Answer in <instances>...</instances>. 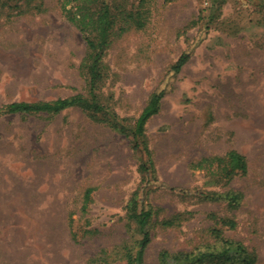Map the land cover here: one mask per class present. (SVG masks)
<instances>
[{
  "label": "rangeland",
  "instance_id": "374dc122",
  "mask_svg": "<svg viewBox=\"0 0 264 264\" xmlns=\"http://www.w3.org/2000/svg\"><path fill=\"white\" fill-rule=\"evenodd\" d=\"M43 1L40 13L35 3L0 7V109L80 94L105 111L0 116V264H129L125 247L142 237L128 219L138 191L154 211L145 264H159L163 251L221 249L214 229L264 264V0H152L144 29L116 27L95 90L83 34L60 0ZM109 1L128 11L141 2ZM156 91L165 97L142 137L110 126L135 128ZM233 150L247 158L246 175L223 174L219 161L194 166ZM212 192L241 199L197 195Z\"/></svg>",
  "mask_w": 264,
  "mask_h": 264
},
{
  "label": "trees",
  "instance_id": "16d2710c",
  "mask_svg": "<svg viewBox=\"0 0 264 264\" xmlns=\"http://www.w3.org/2000/svg\"><path fill=\"white\" fill-rule=\"evenodd\" d=\"M14 0H0V7L9 10H21L27 5L35 3L36 12H41L44 7L43 0H18L13 8L11 3ZM152 0H141L136 11H128L127 9L112 5L109 0H60L61 9L68 20L74 24L80 33L83 34L87 43L88 52L85 58L86 63L83 67H87L90 75V85L93 90L97 89V85L105 78L103 71L102 58L108 47L112 43V36L115 34L116 27L119 34H124L131 26L142 30L148 23L151 15ZM115 10V12H114ZM190 54H183L179 60L171 68L174 73H180L190 60ZM165 97L164 91H156L149 99L147 106L139 116L135 128L128 130L115 120L110 121V126L117 132L132 136L134 139L142 137L148 121L160 112L161 103ZM70 108H81L84 111H94L96 113L105 111V107L101 105L96 96L90 99L83 95L58 99L51 102H15L0 109V116L3 114H36L49 113L60 114ZM95 113V114H96ZM146 148V147H145ZM147 150V148H146ZM222 164L220 172L225 175L234 176L241 172L243 175L248 173L247 158L239 152L233 150L225 157L203 158L199 163L194 165L199 169H212L215 162ZM209 166V167H207ZM143 178V189L149 186L154 171V162L152 159L148 163H144L140 167ZM93 189H88L84 195V205L82 210L87 211L88 204L91 202ZM229 192L226 196L219 193H198L200 197L212 198L213 200L228 199L230 204H238L241 195L239 193ZM141 191L135 193L128 205V219L136 225L141 239L137 243V248L132 249L130 246L125 247V257L129 264H145L146 251L151 244L152 234L151 228L154 219V211L151 207H141ZM70 219V224H72ZM224 225L231 228L236 227L233 220H223ZM164 226L169 227V223L165 221ZM215 237L221 244V249H210L206 251H182L171 253L163 251L159 257V264H257L258 256L248 250V248L239 241L225 238L221 230H215Z\"/></svg>",
  "mask_w": 264,
  "mask_h": 264
}]
</instances>
